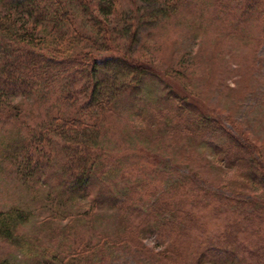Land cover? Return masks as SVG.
I'll use <instances>...</instances> for the list:
<instances>
[{
  "label": "rangeland",
  "instance_id": "1",
  "mask_svg": "<svg viewBox=\"0 0 264 264\" xmlns=\"http://www.w3.org/2000/svg\"><path fill=\"white\" fill-rule=\"evenodd\" d=\"M235 1L239 2L230 0ZM203 5H183L180 14L169 20L146 18L134 31L135 37L130 32L124 36L123 24H112L119 29L115 35H120L116 37L120 51L149 63L157 74L146 79L140 92L121 99L107 117L98 153L109 162L108 169L121 166V170L108 182H94L86 194L64 197L56 167L38 174L28 158L31 137L60 111L56 96L47 101H15L25 109L18 122L0 112V212L13 206L30 211L31 220L18 232L33 245L30 252L0 240V264H39L51 255L69 259L84 246L99 243L95 264H263L254 248L246 247L264 245V205L251 209L244 204L230 212L228 205L233 203L223 199L241 193L243 200L254 197L264 202L263 183L247 182L253 165L248 154L246 162L231 167L226 153L235 136L242 151L249 140L264 157V14L258 11L246 20L250 16L242 12L243 19L236 25L219 1ZM132 7L139 8L140 3L124 2L118 13L130 12ZM179 94L214 120L202 140L165 133L152 123L156 108ZM203 187L206 195L200 190ZM221 188V194L216 192ZM177 192L191 194L186 210L203 217L202 226L188 225L191 241L183 238V232L172 237L163 228L141 231L148 230L142 224L147 220L145 202L172 198ZM247 211L255 219L241 228L244 254L237 251L232 261L219 248L227 242L218 241L233 220L245 218ZM125 214L135 216V221L123 223ZM104 236L116 244L127 240L131 248H104ZM208 253L223 260H211Z\"/></svg>",
  "mask_w": 264,
  "mask_h": 264
},
{
  "label": "trees",
  "instance_id": "2",
  "mask_svg": "<svg viewBox=\"0 0 264 264\" xmlns=\"http://www.w3.org/2000/svg\"><path fill=\"white\" fill-rule=\"evenodd\" d=\"M211 1L213 0H0V112L4 113L5 118L18 122L25 109L15 101L30 98L47 101L53 96L60 101V111L52 116L49 123L43 124L41 130L35 132L27 143L29 161H34L33 171L45 173L55 166L64 197L86 194L94 182L113 179L121 166L108 169L109 162L104 160V155L98 153L100 136H104V124L107 123V117L113 115L121 99L140 92L146 79L157 73L149 63L132 57L131 52L120 51L116 44V37L120 35H115V31L119 29L112 27V24H123L120 31L124 32V36L129 32L134 34L146 18L155 22L169 20L180 14L183 5L201 2L204 7ZM215 1H219L228 10L236 25L243 19L242 12L245 17L250 16L246 20H251L258 11L264 14L262 0H239L234 3L230 0ZM124 2L130 5L140 3V7H132L130 12L119 14L118 7ZM142 6L143 10L140 9ZM219 15L218 13L217 16ZM179 95L167 98L168 101L163 106L156 108L152 123H156L165 133H173L186 140L194 137L202 140V134L208 133L214 120L186 95ZM55 139L58 140L57 143ZM231 141L232 146L226 152L231 161L229 165L232 167L246 162L247 153L248 160L253 163L247 182H262L264 186V157L261 149L246 140V149L242 151L239 148L241 144L238 146L237 143L240 141L235 136ZM200 190H205L203 195H206V188ZM216 192L221 194L223 190L216 189ZM188 195L177 192L172 198L158 197L153 203L145 202L143 210L147 220L142 224L148 230H140L146 232L153 227L163 228V231H171L170 236L183 232V238L191 241L192 233L190 230L188 232V225L202 226L203 217L186 210L191 198V194ZM240 195L241 193L232 197L224 196V202L235 204L230 207L226 204L230 212L232 208H241L244 204L251 209L254 208L250 206L264 205L262 199L250 197L243 200ZM247 212L245 218H235L227 233L218 241L227 242L219 245V248H223L227 253L226 258H232V261L238 256L237 251L244 254L239 241L241 228L255 219L251 212ZM123 216V223L135 221V216ZM31 218L30 211L21 206H13L0 212V240L33 252V245L26 236L18 232ZM47 223L49 222L45 221L44 224ZM108 238L109 236H104L101 239L102 247L114 251H119L126 245L131 248L127 240L116 244ZM228 239L231 240L230 243ZM99 245L100 243L93 247L86 245L69 259L57 255L44 256L46 258L39 264H83L81 260H87L86 264H95L94 258L98 254L95 249ZM246 248H254V253H257L264 264V245L250 247L249 244ZM249 253L254 255L252 250ZM201 256L205 258L206 254L202 253ZM207 257H211V260H223L218 259L214 253H208ZM1 264L10 262L4 261Z\"/></svg>",
  "mask_w": 264,
  "mask_h": 264
}]
</instances>
